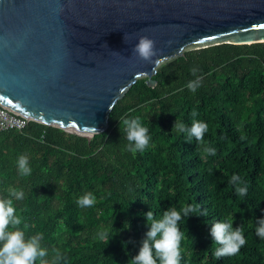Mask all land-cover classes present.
I'll use <instances>...</instances> for the list:
<instances>
[{
    "label": "trees",
    "instance_id": "1",
    "mask_svg": "<svg viewBox=\"0 0 264 264\" xmlns=\"http://www.w3.org/2000/svg\"><path fill=\"white\" fill-rule=\"evenodd\" d=\"M197 77L201 86L193 93L187 84ZM152 80L157 84L149 87L139 78L113 107L108 129L89 139L35 121L21 132H0V197L24 191L14 206L29 224L26 237L42 233L48 259L59 250L61 264H128L148 230L144 213L159 219L169 207L196 203L209 215L180 222V264H264V239L255 232L264 218V43L186 50L160 65ZM193 109L208 125L199 147L172 132L176 119L191 126ZM122 117H139L148 128L143 152L126 150ZM204 146L216 154L204 153ZM21 155L31 176L19 174ZM233 175L247 186L246 196L229 183ZM86 192L96 202L81 208L76 201ZM226 218H234V229L242 227L247 243L236 255L216 259L211 222ZM111 224L118 234L99 240L98 230Z\"/></svg>",
    "mask_w": 264,
    "mask_h": 264
},
{
    "label": "water",
    "instance_id": "2",
    "mask_svg": "<svg viewBox=\"0 0 264 264\" xmlns=\"http://www.w3.org/2000/svg\"><path fill=\"white\" fill-rule=\"evenodd\" d=\"M141 35L155 71L131 51ZM221 43H264V0H0V105L89 139L139 78Z\"/></svg>",
    "mask_w": 264,
    "mask_h": 264
},
{
    "label": "clouds",
    "instance_id": "3",
    "mask_svg": "<svg viewBox=\"0 0 264 264\" xmlns=\"http://www.w3.org/2000/svg\"><path fill=\"white\" fill-rule=\"evenodd\" d=\"M131 51L137 59L154 64L153 71L162 62V59L153 60V57L157 56L158 49H156L155 41L146 35L139 36L138 42L132 47ZM190 71L193 76H196L197 69L195 67ZM200 86L199 77L187 84L188 89L193 93ZM191 115L193 120L190 127L176 119L172 132L185 134V142L187 143H192L195 139L198 147L203 146L204 134L208 131V125L195 119L198 116L195 109H193ZM119 129L128 141L127 151L132 153L143 152L149 146L151 140L149 130L142 125L139 117H122L119 120ZM95 131L98 132L96 128ZM203 151L208 155L216 154V149L210 146H204ZM16 163L21 177L31 176L32 169L26 156H19ZM229 183L235 186L238 196L247 195V186H240L242 181L238 175H233ZM9 197H0V264H36L37 261H39V264H61L65 257L59 250H55L51 260L48 259L49 250L41 246L42 233L26 237L29 224L23 223L22 217L16 214L17 210L14 206V200L24 199V191L22 189L12 190ZM76 202L81 208H87L95 204L96 198L93 193L86 192ZM193 215L208 217L209 212L206 207L202 208L201 204L196 203L184 206L180 210H177L174 206L169 207L163 211L159 219L155 218L151 210L144 213L143 216L147 221L148 230L141 242L138 254L132 257L128 264H180L182 258L180 245L184 237L180 222L183 221L184 224L185 220ZM233 219L226 218L211 222L210 236L213 243L219 245L214 252L216 259L236 255L241 247L247 243L242 227L239 226L235 229L232 227ZM22 224L23 226L20 227ZM112 224L109 228L98 230L97 238L99 240H109L118 234L119 230L114 229ZM255 224L256 235L264 239V218L257 220ZM123 227L128 229L130 223L125 221Z\"/></svg>",
    "mask_w": 264,
    "mask_h": 264
},
{
    "label": "built area",
    "instance_id": "4",
    "mask_svg": "<svg viewBox=\"0 0 264 264\" xmlns=\"http://www.w3.org/2000/svg\"><path fill=\"white\" fill-rule=\"evenodd\" d=\"M30 119L20 116L4 106L0 105V132L23 131L29 124Z\"/></svg>",
    "mask_w": 264,
    "mask_h": 264
}]
</instances>
